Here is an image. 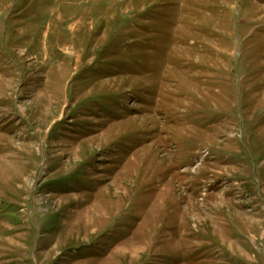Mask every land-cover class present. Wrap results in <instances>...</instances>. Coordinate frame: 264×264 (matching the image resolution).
<instances>
[{
    "label": "rangeland",
    "instance_id": "1",
    "mask_svg": "<svg viewBox=\"0 0 264 264\" xmlns=\"http://www.w3.org/2000/svg\"><path fill=\"white\" fill-rule=\"evenodd\" d=\"M0 264H264V0H0Z\"/></svg>",
    "mask_w": 264,
    "mask_h": 264
},
{
    "label": "trees",
    "instance_id": "2",
    "mask_svg": "<svg viewBox=\"0 0 264 264\" xmlns=\"http://www.w3.org/2000/svg\"><path fill=\"white\" fill-rule=\"evenodd\" d=\"M55 186H58V185H55Z\"/></svg>",
    "mask_w": 264,
    "mask_h": 264
}]
</instances>
